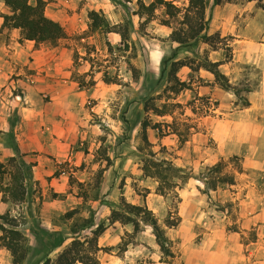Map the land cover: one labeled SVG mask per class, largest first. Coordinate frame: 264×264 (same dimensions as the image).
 <instances>
[{"label":"rangeland","instance_id":"rangeland-1","mask_svg":"<svg viewBox=\"0 0 264 264\" xmlns=\"http://www.w3.org/2000/svg\"><path fill=\"white\" fill-rule=\"evenodd\" d=\"M43 1L45 15L65 28L66 38L56 44L31 43L33 52L25 55L28 89L23 93L16 87L7 96L29 109L38 150L22 153L15 148L14 130L0 132V161L8 163V150L16 154L27 191L38 204L31 220L22 203L5 201L0 192L3 203H12L0 208V215L17 218L30 244L23 264L55 260L74 238L92 236L99 224L107 227L98 239L100 264H187L185 256L188 264H198L199 234L205 227L197 223L192 238L182 222L199 219L204 211L211 218L220 212L226 230L238 231L233 242L223 240L232 257L225 264H264L262 248L252 244L259 238L264 243V233L260 237L258 226L242 216L264 207V0L211 2L206 18L207 34L215 36L213 47L202 39L183 47L171 41L176 24L163 25L164 9L150 14L142 7L153 0ZM168 1L181 8L188 4ZM91 12L106 19L113 32L91 29ZM6 31L0 32L1 42H25L20 30ZM198 56L221 62L235 90H225L211 72L199 68ZM171 57L194 65L180 69L178 78L187 88L177 94L170 91L167 77ZM18 73L11 80L23 77ZM19 116L13 112L10 124ZM145 120L150 124L147 143L142 139ZM218 162L223 171H210ZM36 168L41 179H36ZM224 175L255 183L257 206L242 203L244 195L217 202L209 186ZM9 182L7 175L1 186ZM123 200L153 212L172 256L162 253L151 226L140 222L136 231L131 224L110 222ZM75 209L73 219L63 218ZM91 212L95 226L71 233ZM168 220L176 226H168ZM213 244L207 240L205 253L215 249ZM12 261L11 253L0 248V264Z\"/></svg>","mask_w":264,"mask_h":264},{"label":"trees","instance_id":"trees-1","mask_svg":"<svg viewBox=\"0 0 264 264\" xmlns=\"http://www.w3.org/2000/svg\"><path fill=\"white\" fill-rule=\"evenodd\" d=\"M10 9V13L2 15L3 24L0 27V32L3 29H18L21 31L23 39L34 41L37 44L50 43L56 44L59 40L66 38L65 28L58 22L45 15V2L43 0H1ZM187 6L181 8L174 4L173 1L168 0H153L149 6H142L147 13L154 14L158 8L164 9L167 16L162 23L163 25L171 27L176 24L173 29L170 40L178 43L181 47L188 46L192 42L202 39L213 47V40L215 36L207 34L209 29V20L206 18V11L211 2L213 5H220L228 0H186ZM91 29H104L106 32H113L110 24L100 16L97 12H91ZM199 68H204L211 72L215 79L225 90H235L229 83L228 78L220 70L221 62H211L208 57H199ZM166 65L169 66L167 77L169 89L173 93H180L187 88L185 82L178 78V73L181 68L189 66L194 68L193 63L186 60H176L171 57L167 60ZM111 80H106V83H111ZM250 91V90H249ZM249 105L248 102H246ZM145 110H149L148 104H145ZM158 111V110H156ZM166 113V112H161ZM162 114V115H163ZM150 127L149 121L145 120L142 124L143 142H148L147 129ZM148 169V168H146ZM224 169L223 162H218L210 171L221 173ZM9 175L10 182L1 186L3 179ZM151 175V174H149ZM103 173L100 172L98 178L101 179ZM73 181V177H70ZM73 183V182H72ZM235 184L234 176L224 175L222 178L214 180L209 186L210 189L216 190L218 187ZM98 186H95L97 189ZM0 192L4 194L5 201H11L15 204L23 203L26 200V176L21 166L18 164L16 157H11L8 163L0 161ZM6 197V198H5ZM86 195L84 201L87 202ZM123 206L119 210H114L110 217V222H120L122 224H131L135 230H139L140 222L152 227L157 243L160 246L162 253L165 256H172L169 239L164 230L159 226L153 212L146 206L139 204H129L123 200ZM78 211L71 210L64 214L63 218L73 219ZM94 212L91 216L82 221L81 224H74L70 228L73 234L79 233L81 230H86L95 226ZM0 248H5L12 255L13 264H23L26 260L30 244L27 237L19 229L21 226L17 218L11 216L9 213L0 215ZM80 225V226H79ZM167 225L175 227L176 224L168 220ZM103 224H99L95 230L92 231V236H86L84 240L74 238L71 244L66 247L55 260L47 258L43 264H100L97 259V253L102 249L98 246L99 236L106 230Z\"/></svg>","mask_w":264,"mask_h":264},{"label":"crops","instance_id":"crops-1","mask_svg":"<svg viewBox=\"0 0 264 264\" xmlns=\"http://www.w3.org/2000/svg\"><path fill=\"white\" fill-rule=\"evenodd\" d=\"M8 7L5 5L3 1L0 0V27L3 24V18L2 15H6L8 11ZM14 32H18V29H12ZM10 30H7L6 32H9ZM1 42V41H0ZM35 43L34 41L25 40L24 43L15 42L13 38H11L10 42L7 40L5 42L0 43V132L2 134L8 133L10 130H14L13 134L15 137V148L16 150H19L22 153H29L35 150H38L34 146V143L37 142L36 136H38L37 131L31 127V123H29V116L27 115L26 111L29 109L25 107V105H22L21 107V101L17 100L15 98L8 99V93H12L13 90L17 87L22 89V92H25V89H28V74L26 73V66L27 63L25 61V55L31 54L33 52L32 44ZM19 57V58H18ZM18 71V75H23L22 78L17 79L16 81L11 80L13 74ZM7 98V99H6ZM27 98V97H26ZM15 113L19 116V118H15L13 121V125L10 124L9 120L12 113ZM16 116V115H15ZM12 126V127H11ZM42 136V140L46 139V134ZM3 144V143H2ZM8 154L10 157L15 156L16 154L12 152V150H8ZM41 163L39 162V166ZM37 168H36V179H41L37 175ZM261 171V170H259ZM258 170H249L247 172L257 173ZM39 173V172H38ZM247 176V173L244 174ZM31 188V187H30ZM257 188V185L255 183L249 182L245 183L241 178H235V184L229 185L226 188L218 187L216 190H212V196L214 199H216L219 203H226L227 201H235L237 199L241 198V195H244V199L242 200V203L245 205L250 206H257V201L259 199V194L255 192ZM236 189V190H234ZM244 191V192H243ZM257 191V190H256ZM29 190L27 191L26 200L22 203L23 209L26 210V215L28 219H33L35 215V208L38 207V204L33 201V199L30 197ZM2 196L0 195V208H3L4 210L8 209L9 205L12 203H3L1 201ZM21 204V203H20ZM53 204V203H50ZM261 204H264V201H262ZM17 206V205H16ZM18 208L20 206H17ZM44 208V207H43ZM12 211H14V207L12 206ZM204 216L201 218H192V217H186L183 219L182 224L184 226L188 225L189 233L188 235L190 237L196 236L195 231V225L200 222V224L205 227L202 231L203 235L201 240L202 243L197 250H198V256L202 257V259L199 260L198 264H225L229 263L228 259H231V253L226 248V241L223 240H233L235 239V234H238V231H227L226 225L228 222L222 221L223 218L219 216L220 212H217L214 217H209L206 213V211L203 212ZM249 215V216H248ZM242 216H247L248 223H251V225L258 226L259 236L261 237V234L264 233V207L262 209H254L250 214L242 213ZM225 219V216H224ZM243 220L242 222H244ZM250 221V222H249ZM42 222L51 225L50 219L48 217L42 216ZM192 226V228H191ZM191 238V239H192ZM190 239V240H191ZM207 240H211L216 242L214 245L215 249H210L209 251H206L205 253V246ZM219 240H221L220 243ZM263 240V239H262ZM218 244V245H217ZM252 244L259 245L257 247V250L262 248V258L264 259V243L261 242V239H257V241H253ZM222 245V246H220ZM232 245V244H231ZM196 250V248L194 249ZM194 250H189L188 253H193ZM187 252V251H186ZM185 254V251L183 252ZM221 258V259H214V258ZM185 262L188 264L189 259L187 256L183 257ZM206 258V259H205ZM221 260V261H219Z\"/></svg>","mask_w":264,"mask_h":264}]
</instances>
